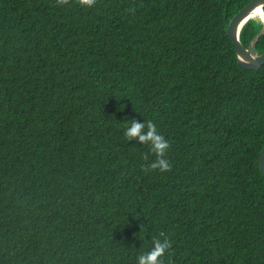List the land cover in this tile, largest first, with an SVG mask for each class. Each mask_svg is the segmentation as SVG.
<instances>
[{"label":"trees","instance_id":"16d2710c","mask_svg":"<svg viewBox=\"0 0 264 264\" xmlns=\"http://www.w3.org/2000/svg\"><path fill=\"white\" fill-rule=\"evenodd\" d=\"M251 1L0 0V264H136L154 237L164 264H264V65L227 35Z\"/></svg>","mask_w":264,"mask_h":264},{"label":"clouds","instance_id":"9594fccd","mask_svg":"<svg viewBox=\"0 0 264 264\" xmlns=\"http://www.w3.org/2000/svg\"><path fill=\"white\" fill-rule=\"evenodd\" d=\"M62 2H67V0H62ZM95 3L96 0H79L80 6L84 8H92ZM123 135L128 141L138 139L141 144L149 145L150 150L156 156V159L148 165L150 170L158 169L165 172L171 168V164L166 158L170 143L160 134L156 124L151 120L143 123L135 120L127 121ZM160 236L163 237L164 234L160 233ZM170 248L171 241L169 239L154 237L151 242V249L147 252H141L136 259V264H164L162 257Z\"/></svg>","mask_w":264,"mask_h":264},{"label":"water","instance_id":"95a60500","mask_svg":"<svg viewBox=\"0 0 264 264\" xmlns=\"http://www.w3.org/2000/svg\"><path fill=\"white\" fill-rule=\"evenodd\" d=\"M264 0H252L249 4L243 7L234 17L231 19L228 28L227 35L230 37L232 43L235 46L237 53L238 64L249 70H258L264 65V52L259 54L256 51L257 42L264 35V28L259 34L251 41L249 46L246 48L240 41V32L244 25L252 18V13L261 10L259 15H264ZM260 20L264 22L261 17ZM260 170L264 174V148L260 153Z\"/></svg>","mask_w":264,"mask_h":264},{"label":"bare ground","instance_id":"6f19581e","mask_svg":"<svg viewBox=\"0 0 264 264\" xmlns=\"http://www.w3.org/2000/svg\"><path fill=\"white\" fill-rule=\"evenodd\" d=\"M259 12L261 13V10L259 9L258 11H256V12H254V13H252L251 15H252V17H256V18H263V20H264V15H259Z\"/></svg>","mask_w":264,"mask_h":264}]
</instances>
